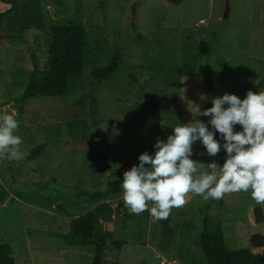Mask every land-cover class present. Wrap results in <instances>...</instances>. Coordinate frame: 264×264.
I'll use <instances>...</instances> for the list:
<instances>
[{"label": "rangeland", "instance_id": "rangeland-1", "mask_svg": "<svg viewBox=\"0 0 264 264\" xmlns=\"http://www.w3.org/2000/svg\"><path fill=\"white\" fill-rule=\"evenodd\" d=\"M10 7L0 0V13ZM43 12L49 29L78 24L87 30L88 63L83 75L70 80L64 97L31 99L21 115L16 103L32 79V57L47 68L51 36L30 30L11 39L1 33L0 112L16 114L23 159L0 160V245L12 246L16 264H92L95 248L76 245L69 236L79 217L111 204L120 206L119 214L99 217L95 228L98 239L120 243L106 252V264H207L200 244L205 215L223 226L230 220L214 200L187 194L186 203L172 209L174 236L167 238L160 220L153 222L147 211L131 213L122 196L95 202L90 194L106 190L112 160L123 180L124 172L139 164L140 154L153 153L157 138L168 136L163 126L203 121L194 108L198 104L203 111L207 100H200L201 94L207 97L202 41L214 44L209 66L221 96L243 99L251 91L250 80L264 77V0H185L181 5L166 0H43ZM116 55L122 57V71L96 90L109 149L92 118V73ZM148 99L159 103L160 124ZM44 144L43 155L28 161ZM199 144L193 146V160ZM207 160L222 165L224 150ZM253 202L245 198L243 205Z\"/></svg>", "mask_w": 264, "mask_h": 264}, {"label": "clouds", "instance_id": "clouds-1", "mask_svg": "<svg viewBox=\"0 0 264 264\" xmlns=\"http://www.w3.org/2000/svg\"><path fill=\"white\" fill-rule=\"evenodd\" d=\"M206 99L201 94L200 100ZM211 104L203 111L193 104L198 116L209 118L207 123L199 119L179 123L166 139L157 138L153 153L140 154L139 164L124 172L120 186L128 211L137 215L147 211L157 222L167 219L173 207H182L189 193L208 201L250 192L255 203L264 204V91H248L243 99L225 93L213 97ZM19 127L15 112H0V160L23 159ZM198 141L205 150L200 155L206 152L213 157L223 149L224 163L213 162L205 168L193 160Z\"/></svg>", "mask_w": 264, "mask_h": 264}, {"label": "trees", "instance_id": "trees-1", "mask_svg": "<svg viewBox=\"0 0 264 264\" xmlns=\"http://www.w3.org/2000/svg\"><path fill=\"white\" fill-rule=\"evenodd\" d=\"M11 7L9 10L0 13V38L1 33H8L11 39L25 36L30 30L49 32L51 36L50 52L46 69H41L38 57L33 56L35 70L33 72L30 84L22 98L16 103L18 113L25 114V104L34 98L57 99L67 94L70 80L85 73L88 56V32L78 24L61 25L49 27L46 24L43 12V0H25L19 4L16 0H3ZM173 5H181L185 0H166ZM214 44L210 41L200 43L199 52L203 60V72L205 85L207 88V100L204 109L212 106L211 99L221 96V85L219 81L211 75L209 61L213 55ZM122 71V57L116 55L112 61L104 67H95L92 73L93 87L91 111L95 127L103 143L111 149L110 137L103 127L100 116V105L96 95V90L107 80L119 74ZM251 91H264V77L250 80ZM146 105L152 109L156 121L160 124L158 113L159 103L148 99ZM208 117H203L207 123ZM163 128L167 134H171L172 126L165 125ZM238 131V125L235 127ZM219 139V134H217ZM222 143V141H221ZM196 160L208 167L207 154L200 155L204 148L199 144ZM46 144L36 147L28 157V161L39 159L45 152ZM197 151V150H196ZM122 170L116 166L112 160L110 176L107 180L106 190H98L90 194V198L97 202L99 200L119 199L122 196L120 186ZM4 195H0V201ZM220 213L227 219L247 220V210L228 205L225 200H214ZM120 212V206L113 207L111 204H103L95 211L79 217L77 223L72 228L69 236L70 242L80 246H93L95 248V258L92 264H106L105 254L111 247H119L118 241L100 240L96 237V225L99 217L109 214L111 217ZM257 224L264 223V216L261 209L255 210ZM164 234L167 238H173L172 228V210L167 219L160 220ZM204 227L200 234L201 248L205 254L207 264H264V254H255L251 249L244 248L236 251H230L227 248L224 235V226L216 222L209 214L205 215ZM0 264H16L12 255V246L8 244L0 245ZM195 264V263H193Z\"/></svg>", "mask_w": 264, "mask_h": 264}, {"label": "crops", "instance_id": "crops-1", "mask_svg": "<svg viewBox=\"0 0 264 264\" xmlns=\"http://www.w3.org/2000/svg\"><path fill=\"white\" fill-rule=\"evenodd\" d=\"M245 198L249 200L251 199L250 192L228 193L223 197V199L229 205L246 209L248 220L247 224L241 220L230 219L228 224L224 226V235L226 238L227 248L230 251L249 248L255 254L261 255L264 254V223L257 224V222H255L256 219L254 220V213L255 210L259 208L262 210L264 216V204H257L254 201L253 203H250L247 207H245V205H243V201ZM230 199H232L233 201H231ZM246 224L249 226H246ZM259 228H262V230H260Z\"/></svg>", "mask_w": 264, "mask_h": 264}, {"label": "water", "instance_id": "water-1", "mask_svg": "<svg viewBox=\"0 0 264 264\" xmlns=\"http://www.w3.org/2000/svg\"><path fill=\"white\" fill-rule=\"evenodd\" d=\"M75 224H76V221L74 222V229H75Z\"/></svg>", "mask_w": 264, "mask_h": 264}]
</instances>
